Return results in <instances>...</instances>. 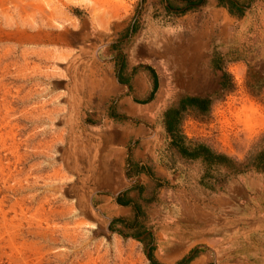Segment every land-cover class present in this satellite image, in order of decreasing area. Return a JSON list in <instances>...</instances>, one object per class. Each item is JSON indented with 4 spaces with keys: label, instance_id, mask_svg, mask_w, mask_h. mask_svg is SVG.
I'll return each instance as SVG.
<instances>
[{
    "label": "rangeland",
    "instance_id": "374dc122",
    "mask_svg": "<svg viewBox=\"0 0 264 264\" xmlns=\"http://www.w3.org/2000/svg\"><path fill=\"white\" fill-rule=\"evenodd\" d=\"M233 1L241 10L230 2L233 13L227 8L239 17L252 0ZM185 6L186 0H0V264L158 263L142 203L131 225L119 206L126 200L114 199L128 173L111 161L106 141L111 126L147 123L156 82L162 145H173L172 123L189 147L228 151L222 162L231 172L258 170L251 156L264 150L259 35L236 20L222 44L220 28L207 29L211 37L204 32L210 0ZM191 41L212 45V93L184 109L192 97L173 87L190 76L175 74L173 62ZM147 45L158 50L149 53ZM137 71L146 72L152 90L132 93L122 106L119 82L130 83ZM209 77L201 74L199 83L208 85ZM208 162H219L217 154Z\"/></svg>",
    "mask_w": 264,
    "mask_h": 264
},
{
    "label": "crops",
    "instance_id": "0c3cea01",
    "mask_svg": "<svg viewBox=\"0 0 264 264\" xmlns=\"http://www.w3.org/2000/svg\"><path fill=\"white\" fill-rule=\"evenodd\" d=\"M210 5L205 35L211 37L212 30L207 29L216 26L223 44L238 20L244 29L257 32L255 52L264 58V0H252L239 17L219 0H210ZM147 48L149 53L158 50L151 45ZM186 48L188 52L183 49L175 56L174 73L189 75L190 81L185 86L175 84L174 91L179 88L184 95L206 99L212 93V45L203 47L201 41H191ZM201 74L210 76L208 85L199 83ZM119 85L122 106L130 103L132 93L143 95L152 90L145 71H137L130 83L124 80ZM160 88L149 102L152 113L147 123L125 121L111 126L106 138L111 161L120 169L125 166L128 173L127 184L113 195L116 202L126 200L119 205L127 216L125 223L132 225L140 218L141 202L145 209L141 222L147 224L146 233L155 237L153 253L160 264H264V171L245 169L241 163L240 170L231 172L222 162L229 152L220 147L215 149L219 162L213 163L204 156L189 157L174 145H162L164 129L154 113L163 104ZM143 199L150 200L145 203Z\"/></svg>",
    "mask_w": 264,
    "mask_h": 264
},
{
    "label": "trees",
    "instance_id": "16d2710c",
    "mask_svg": "<svg viewBox=\"0 0 264 264\" xmlns=\"http://www.w3.org/2000/svg\"><path fill=\"white\" fill-rule=\"evenodd\" d=\"M219 1H220V4L228 7L230 9V12H232V13H233V9L231 8L232 4H233V7L234 6L239 7V3L234 2L233 0H231V1L229 0L231 5L229 4V2L227 0H219ZM205 3H206V0H186V6L182 9V11H188L191 9H196V8L204 5ZM238 9L241 10V7H239ZM156 88H157V82L154 85L153 91H155ZM195 102H196V99L191 98L188 105L186 104L183 108L185 109L187 106H192L195 104ZM168 130L170 132V136L173 139V145L175 147H178L182 153L188 155L189 157H198V156L205 155L206 159L210 160L216 156V154H217L216 151H214L210 146H208L204 143L197 145L196 147H189L186 143L187 138L185 136L180 135L179 133L175 132L174 124L170 123V127H168ZM217 156H218V158L220 157V155H218V154H217ZM251 162L259 171H264V150L259 152V153L254 152L251 156ZM153 264H158V263L153 262Z\"/></svg>",
    "mask_w": 264,
    "mask_h": 264
},
{
    "label": "clouds",
    "instance_id": "9594fccd",
    "mask_svg": "<svg viewBox=\"0 0 264 264\" xmlns=\"http://www.w3.org/2000/svg\"><path fill=\"white\" fill-rule=\"evenodd\" d=\"M262 119H264V117H262Z\"/></svg>",
    "mask_w": 264,
    "mask_h": 264
}]
</instances>
